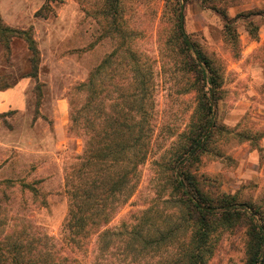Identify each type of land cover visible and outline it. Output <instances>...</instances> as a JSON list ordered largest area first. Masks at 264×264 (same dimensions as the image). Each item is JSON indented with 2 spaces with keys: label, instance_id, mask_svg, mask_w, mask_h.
<instances>
[{
  "label": "rangeland",
  "instance_id": "rangeland-1",
  "mask_svg": "<svg viewBox=\"0 0 264 264\" xmlns=\"http://www.w3.org/2000/svg\"><path fill=\"white\" fill-rule=\"evenodd\" d=\"M181 1L186 32L211 59L221 83L213 107L218 130L192 171L210 194L233 195L264 213V0ZM178 3L122 0L114 23L102 14L104 0H0L4 24L31 31L40 58L37 79L29 78L26 41L14 38L10 51L0 46V89L20 86L21 96L20 103L11 104L1 112L7 116L0 117L3 239L31 243L33 254L49 249L54 262L69 256L82 264H166L178 243L159 246L155 240L171 232L178 240L190 238L170 189L161 192V181L154 178L160 173L157 163L188 131L199 103L190 89L191 76L181 72V57L170 44ZM40 10L45 16H36ZM119 44L122 83L134 77L135 58L153 67L156 90L149 120L156 126L157 144L139 167L136 193L110 223L109 228L120 227V247L105 257L98 235L83 250L72 247L64 229L69 191L86 181L78 171L88 139L83 130H72L70 102L85 110L84 120L90 117L89 95L77 88ZM124 89L120 96L127 93ZM120 100L123 111L131 113L127 117H134L124 123H139L135 98L128 104ZM144 213L150 222L142 235L128 236L127 229L138 225ZM246 231L245 226L218 231L209 264H245ZM142 236L153 238L152 244L142 243Z\"/></svg>",
  "mask_w": 264,
  "mask_h": 264
},
{
  "label": "trees",
  "instance_id": "trees-1",
  "mask_svg": "<svg viewBox=\"0 0 264 264\" xmlns=\"http://www.w3.org/2000/svg\"><path fill=\"white\" fill-rule=\"evenodd\" d=\"M180 1L174 10V31L170 44L181 57L178 64L181 65V72L191 76L190 89L196 91L199 103L188 131L180 135L173 148L164 153L162 162L157 163L160 165V173L154 178L161 181V192L170 189L171 199L181 210L180 220L191 230V236L188 240H178L171 232L167 236L162 234L155 243L159 246L170 241L178 243L175 246L176 253L166 264H209L215 234L218 231L232 232L245 226V264H264V213L251 204L239 203L233 195L210 194L192 171L218 130L213 118V107L219 99L221 83L211 59L186 32L183 4ZM104 2L103 16L117 22L122 0ZM36 16H45L43 10L38 11ZM117 29L118 32L115 29L112 33L116 32L120 41L119 24ZM14 38L26 41L31 68L27 77L37 79L40 58L31 31L8 27L0 16V46L10 51ZM119 56L120 44L93 69L88 80L77 88L79 92L85 91L89 95V118L84 120L85 110L75 108V104L70 102L72 130H83L88 139L85 140L82 166L78 171L86 181L69 191V213L64 229L68 232L72 247L83 250L89 248L88 242L93 235H98L103 240L100 252L105 257L109 256L111 250L120 247V227L109 228L110 223L136 193L140 181L139 167L146 162L157 144V138L154 139L156 126L151 125L149 120L152 117V97L156 90L153 67L135 58L134 77L125 79V86L129 88L124 89L125 83L120 81ZM122 88L127 93L120 96ZM37 89L40 101L41 91L39 87ZM121 98L125 104L135 98L139 123H124L134 117H127L131 113L123 111ZM4 116L7 115L0 113V117ZM85 122L90 124L81 126ZM146 213L140 217L138 225L127 229L128 236L135 235L137 239L142 235L146 224L150 222ZM1 235L0 232V264L79 263L69 256H60V260L54 262L51 250L33 254L35 247L31 243H24L21 239H3ZM142 238L146 246L153 242L151 237Z\"/></svg>",
  "mask_w": 264,
  "mask_h": 264
},
{
  "label": "crops",
  "instance_id": "crops-1",
  "mask_svg": "<svg viewBox=\"0 0 264 264\" xmlns=\"http://www.w3.org/2000/svg\"><path fill=\"white\" fill-rule=\"evenodd\" d=\"M19 87L14 88V90H0V113L10 109V105L14 102L15 105L20 103L21 96H19ZM10 97L11 99H9Z\"/></svg>",
  "mask_w": 264,
  "mask_h": 264
}]
</instances>
